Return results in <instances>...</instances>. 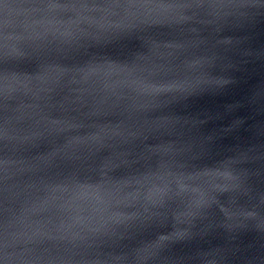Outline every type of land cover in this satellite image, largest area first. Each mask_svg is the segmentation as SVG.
Instances as JSON below:
<instances>
[{"label":"water","instance_id":"water-1","mask_svg":"<svg viewBox=\"0 0 264 264\" xmlns=\"http://www.w3.org/2000/svg\"><path fill=\"white\" fill-rule=\"evenodd\" d=\"M0 264H264V0H0Z\"/></svg>","mask_w":264,"mask_h":264}]
</instances>
